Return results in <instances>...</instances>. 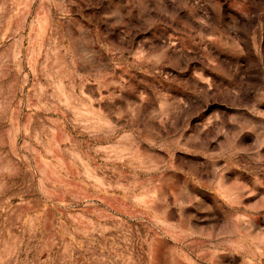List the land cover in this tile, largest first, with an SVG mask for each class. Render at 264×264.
<instances>
[{
    "label": "rangeland",
    "instance_id": "1",
    "mask_svg": "<svg viewBox=\"0 0 264 264\" xmlns=\"http://www.w3.org/2000/svg\"><path fill=\"white\" fill-rule=\"evenodd\" d=\"M0 264H264V0H0Z\"/></svg>",
    "mask_w": 264,
    "mask_h": 264
}]
</instances>
